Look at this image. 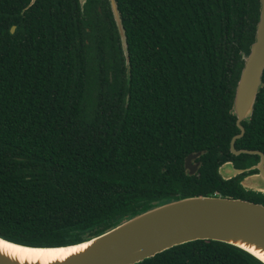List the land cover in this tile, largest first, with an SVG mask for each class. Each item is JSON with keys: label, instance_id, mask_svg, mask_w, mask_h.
Returning <instances> with one entry per match:
<instances>
[{"label": "trees", "instance_id": "obj_1", "mask_svg": "<svg viewBox=\"0 0 264 264\" xmlns=\"http://www.w3.org/2000/svg\"><path fill=\"white\" fill-rule=\"evenodd\" d=\"M29 1L0 0V237L70 244L184 196L264 205L239 184L258 155L228 151L258 0H114L124 45L109 0ZM242 121L234 147L264 155V67ZM227 160L247 170L223 179ZM134 264L261 263L196 239Z\"/></svg>", "mask_w": 264, "mask_h": 264}, {"label": "water", "instance_id": "obj_2", "mask_svg": "<svg viewBox=\"0 0 264 264\" xmlns=\"http://www.w3.org/2000/svg\"><path fill=\"white\" fill-rule=\"evenodd\" d=\"M258 2L254 38L249 45L248 52L243 55V65L232 99L231 111L235 114L239 133L230 138L229 150L234 154L243 152L259 155L258 163L249 167L256 169V172L244 175L239 184L246 190L264 195L262 153L246 149L237 151L233 147L234 140L240 137L243 131L238 122L250 115L264 67V0H258ZM109 4L123 43L124 37L114 0H109ZM12 30L13 26L10 28V31ZM198 154L199 152L188 154L184 158V168L190 174L196 166L191 164L190 160ZM245 170L247 169L234 167L230 162L222 163L217 168L218 174L223 179ZM196 239L227 243L264 264L263 259L234 242L242 239L258 244L264 249V205L241 198L219 195L184 196L135 213L99 234L70 244L32 246L0 237V240L9 244L29 248H56L88 243L80 251L47 263L20 262L0 253V264H134L169 247Z\"/></svg>", "mask_w": 264, "mask_h": 264}, {"label": "bare ground", "instance_id": "obj_3", "mask_svg": "<svg viewBox=\"0 0 264 264\" xmlns=\"http://www.w3.org/2000/svg\"><path fill=\"white\" fill-rule=\"evenodd\" d=\"M234 242L240 246L245 247L247 250L264 260V249L260 248L258 244L246 242L242 239H237ZM86 245H88V243L56 248H29L12 245L0 240V253L20 262L36 261L39 263H47L48 261L52 260H60L69 254L80 251L81 249L86 247Z\"/></svg>", "mask_w": 264, "mask_h": 264}, {"label": "flooded vegetation", "instance_id": "obj_4", "mask_svg": "<svg viewBox=\"0 0 264 264\" xmlns=\"http://www.w3.org/2000/svg\"><path fill=\"white\" fill-rule=\"evenodd\" d=\"M79 1V3L80 4H82L85 0H82V2H80V0H78ZM30 3L32 2V0H30L29 1ZM109 8H110V4H109ZM117 10V9H116ZM110 11H111V14H112V10H111V8H110ZM117 15H118V18H119V14H118V12H117ZM112 18H113V20H114V22H115V24H116V21H115V19H114V17H113V14H112ZM119 23H120V20H119ZM116 26H117V24H116ZM10 28H11V26H10ZM10 28H9V31H10ZM13 29H14V26H13ZM118 29V28H117ZM13 31V30H12ZM12 31H10V32H12ZM117 33H118V36L120 35V31L119 30H117ZM121 41V40H120ZM230 111V113H232L231 112V110H229ZM233 114V113H232ZM244 121V120H243ZM242 120L241 121H239L238 123H239V125H241L242 126V122H243ZM234 122H235V124H236V119L234 120ZM236 126H237V124H236ZM237 128H238V126H237ZM243 128V127H242ZM238 131H239V128H238ZM239 133V132H238ZM238 133H236V134H238ZM242 133H243V131H242ZM242 135V134H241ZM233 147H234V142H233ZM234 149L235 150H240V149H236L235 147H234ZM228 151H229V153L231 154V155H233V156H235L236 158H235V160H236V163H237V165L238 164H244V162H247V161H249V159L248 158H240L241 156V154H250V155H258V154H256V153H243V152H239V153H232L230 150H229V142H228ZM196 152H199V154L196 156V157H198L199 155H200V151H196ZM196 152H194V153H196ZM260 152V151H259ZM262 153V152H261ZM188 154H193V153H188ZM187 154V155H188ZM187 155H185V157L187 156ZM262 155H263V153H262ZM184 157V158H185ZM196 157L195 158H191V160H190V163L191 164H194V165H196L195 166V169H194V171H193V173H191V174H194L195 172H196V169H197V167H198V165H199V162L196 160ZM263 158H264V155H263ZM259 159H260V157H259V155H258V158H257V160L256 161H254V162H251V163H255V164H257L258 163V161H259ZM225 162H230L231 163V161L230 160H227V161H223L222 163H225ZM183 163H184V159H183ZM250 163V164H251ZM232 164V163H231ZM263 165H264V161H263ZM183 168H184V165H183ZM184 170L188 173V171H187V169L186 168H184ZM188 174H190V173H188ZM190 174V175H191Z\"/></svg>", "mask_w": 264, "mask_h": 264}]
</instances>
